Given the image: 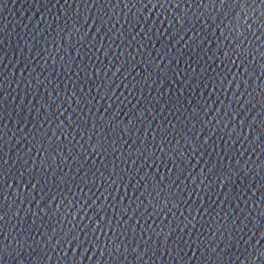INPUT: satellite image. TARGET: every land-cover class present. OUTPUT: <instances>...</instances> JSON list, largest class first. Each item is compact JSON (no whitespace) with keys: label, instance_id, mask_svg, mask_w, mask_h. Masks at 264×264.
Wrapping results in <instances>:
<instances>
[{"label":"water","instance_id":"95a60500","mask_svg":"<svg viewBox=\"0 0 264 264\" xmlns=\"http://www.w3.org/2000/svg\"><path fill=\"white\" fill-rule=\"evenodd\" d=\"M0 264H264V0H0Z\"/></svg>","mask_w":264,"mask_h":264}]
</instances>
